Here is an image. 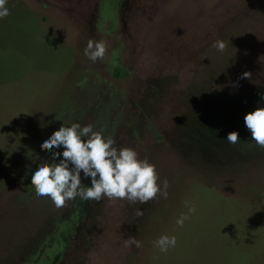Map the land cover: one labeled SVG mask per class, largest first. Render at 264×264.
<instances>
[{
    "label": "rangeland",
    "instance_id": "1",
    "mask_svg": "<svg viewBox=\"0 0 264 264\" xmlns=\"http://www.w3.org/2000/svg\"><path fill=\"white\" fill-rule=\"evenodd\" d=\"M7 7L0 264H264V175L258 168L253 177L247 163L264 147L243 121L264 106V0H8ZM89 39L105 42L103 59L84 55ZM218 39L222 52L212 46ZM61 123L91 124L117 148H132L167 188L143 203L77 197L57 208L36 193L31 170L52 162L40 144ZM231 131L239 133L235 144L226 140ZM200 186L235 200L223 207ZM210 213L229 227L221 240L207 225ZM162 235L175 236V247L160 252L154 241ZM132 238L139 247L126 245Z\"/></svg>",
    "mask_w": 264,
    "mask_h": 264
},
{
    "label": "clouds",
    "instance_id": "2",
    "mask_svg": "<svg viewBox=\"0 0 264 264\" xmlns=\"http://www.w3.org/2000/svg\"><path fill=\"white\" fill-rule=\"evenodd\" d=\"M7 2L0 0V19L10 15ZM212 46L222 52L225 43L218 39ZM105 52L103 40L89 39L84 49V55L92 62L103 59ZM243 75L248 77L249 74L245 72ZM261 99L264 100V96ZM243 121L251 140L264 147V106L247 112ZM238 138L237 131H231L226 136V140L233 144ZM40 147L52 150V162L42 159L37 163L31 170V181L36 193L49 197L57 208L62 207L66 200L77 197L97 202L102 197L126 198L143 203L156 196L161 185L167 188L166 180L157 183L159 176L155 165L147 158L140 159L132 148H117L112 137L94 130L91 124L61 123L58 130L41 141ZM82 178L89 183L82 184ZM182 222L183 218L177 221L178 224ZM125 243L140 246V242L134 238ZM175 245V236L162 235L154 241V246L160 252H166Z\"/></svg>",
    "mask_w": 264,
    "mask_h": 264
},
{
    "label": "trees",
    "instance_id": "3",
    "mask_svg": "<svg viewBox=\"0 0 264 264\" xmlns=\"http://www.w3.org/2000/svg\"><path fill=\"white\" fill-rule=\"evenodd\" d=\"M247 163L251 166V170L250 171H253V177L257 176L259 173H258V168H261L260 169V172L263 173L264 175V149L263 148H258L256 152L252 153L250 156H249V159L247 160ZM251 177V175H250ZM252 180V179H251ZM200 195L207 198L208 194H210V199L211 200H218V202L223 206V207H227L230 205V202H232L233 198H230L228 196H225V195H222V194H218L216 193L217 195L215 196L214 195V192L207 189L206 187L204 186H200ZM210 201V200H209ZM219 213V211H218ZM217 213V214H218ZM209 218H208V222H207V225L208 227L212 228L214 230L215 228V233H213V236L215 237V239L217 240V238L219 240L222 239L223 235L221 233V229L222 227H226V232H228V228L227 227L228 225L225 224L224 222H221L220 223H212L214 221V219H216V214L215 216L210 213L209 215ZM215 225V227L213 226Z\"/></svg>",
    "mask_w": 264,
    "mask_h": 264
}]
</instances>
